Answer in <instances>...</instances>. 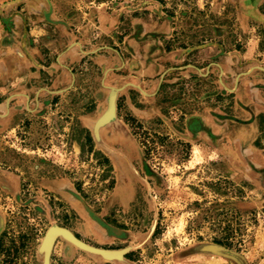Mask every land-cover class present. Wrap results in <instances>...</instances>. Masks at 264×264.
Instances as JSON below:
<instances>
[{"label": "rangeland", "instance_id": "1", "mask_svg": "<svg viewBox=\"0 0 264 264\" xmlns=\"http://www.w3.org/2000/svg\"><path fill=\"white\" fill-rule=\"evenodd\" d=\"M264 264V0H0V264Z\"/></svg>", "mask_w": 264, "mask_h": 264}, {"label": "water", "instance_id": "2", "mask_svg": "<svg viewBox=\"0 0 264 264\" xmlns=\"http://www.w3.org/2000/svg\"><path fill=\"white\" fill-rule=\"evenodd\" d=\"M53 228H55V230L52 232ZM59 236L64 237L65 239H67L68 241L83 250L88 251L89 253H92L94 255H98L103 259L107 260L122 259L124 253L126 252V249H106L87 244L84 241L80 240L78 237H76L69 229L58 225H51L47 229L39 247L44 254L45 264H48L51 248L55 240ZM45 245H47L48 247L44 248Z\"/></svg>", "mask_w": 264, "mask_h": 264}, {"label": "bare ground", "instance_id": "3", "mask_svg": "<svg viewBox=\"0 0 264 264\" xmlns=\"http://www.w3.org/2000/svg\"><path fill=\"white\" fill-rule=\"evenodd\" d=\"M54 230H55V228H53V229H52V232H53ZM52 232H51V233H52ZM47 247H48V246H47V245H45V247H44V248H47Z\"/></svg>", "mask_w": 264, "mask_h": 264}]
</instances>
